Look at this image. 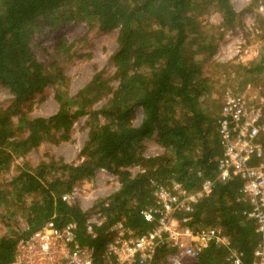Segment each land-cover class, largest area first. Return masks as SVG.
Returning a JSON list of instances; mask_svg holds the SVG:
<instances>
[{
	"label": "trees",
	"instance_id": "16d2710c",
	"mask_svg": "<svg viewBox=\"0 0 264 264\" xmlns=\"http://www.w3.org/2000/svg\"><path fill=\"white\" fill-rule=\"evenodd\" d=\"M251 3L264 9V0ZM247 11L249 7L234 10L230 0H0V86L11 96L10 104L0 107V172L43 142L68 139L82 117L87 129L78 163L49 159L31 166L22 160L10 181L0 185V219L7 228L0 236V264H9L16 242L47 221L57 226L75 223L76 240L94 249L96 264H106L105 244L116 221L122 220L133 235L153 227L142 212L154 204V185L173 180L191 192L215 178L221 155L215 124L224 94L222 79L203 76V68L216 51L221 28L240 25ZM211 12L220 15V24L207 22ZM69 23L117 32L109 56L112 75L96 71L74 94L68 92L64 69L85 55L79 48L88 43L86 36L58 38L45 53V62L34 51ZM256 27L264 42V15L256 16ZM232 70L245 75L242 87L260 80L264 53ZM47 87L53 88L57 110L46 117L29 116L24 106ZM211 93L218 96L215 110L205 103ZM138 109L142 115L135 124ZM146 140L161 152L144 156ZM262 143L264 154V139ZM132 164L144 171L131 173ZM100 168L118 176L117 191L87 211L62 199ZM241 186L237 176L215 182L193 205L187 225L217 226L230 246L211 245L185 264H233L228 259L231 249L239 254L240 264H252L259 235L255 222L242 213L248 202ZM95 210L104 220L92 228V235L86 231V219ZM18 218L25 229L17 227ZM172 251L161 245L147 264H161Z\"/></svg>",
	"mask_w": 264,
	"mask_h": 264
},
{
	"label": "built area",
	"instance_id": "2783aa9c",
	"mask_svg": "<svg viewBox=\"0 0 264 264\" xmlns=\"http://www.w3.org/2000/svg\"><path fill=\"white\" fill-rule=\"evenodd\" d=\"M251 1L230 0L240 3ZM259 9L262 12L263 7ZM231 30H227V36ZM253 30L248 25L244 32L248 34ZM245 41L239 38L234 56L241 51L247 52L242 50ZM244 90L247 93L228 91L222 100L215 124L221 149L215 178L202 181L200 188L191 192L173 180L154 185V204L142 212L146 221L154 223L153 227L141 235H133L122 220L116 221L110 227L111 235L105 244L106 264H147L155 249L161 245L173 250L161 264L193 261L211 245L229 247L230 241L219 227L194 229L187 223L191 219L193 205L211 192L214 183H224L233 176L242 181L241 192L248 202V208L242 213L255 222V231L259 235L253 250L252 264H264V74L260 86L255 88L247 84ZM131 167L136 168V172L144 171L137 164L130 165L128 170ZM97 171L108 175V179L115 184L114 190L106 197L118 190L116 174L104 168ZM79 190V187H75L71 193L63 195L62 199L69 202ZM103 220L101 211L91 212L86 219V231L92 234V228L99 226ZM75 227L73 222L57 226L53 221H47L29 236L16 242L9 264H96L94 249L76 240ZM228 259L233 264H240L239 254L234 249L230 250Z\"/></svg>",
	"mask_w": 264,
	"mask_h": 264
},
{
	"label": "rangeland",
	"instance_id": "374dc122",
	"mask_svg": "<svg viewBox=\"0 0 264 264\" xmlns=\"http://www.w3.org/2000/svg\"><path fill=\"white\" fill-rule=\"evenodd\" d=\"M251 2H249L250 4L231 2L234 10L240 11L243 8L249 7V11L244 12L241 17L240 25H236L231 30L230 35H226L227 30H229L228 28L224 30L221 28L222 33L219 40L217 41L216 51L208 59L207 64L203 68V76L208 78L218 77L219 79H222L220 82L222 84V94L224 95L228 91L245 94L247 91H245L244 88L247 84H250L256 88L263 82V76H261L260 80L255 79L246 83L242 87L240 80L244 79L245 76L243 72H241L242 70L240 71L241 74H239V72L235 73L234 70L231 71L232 68L238 69V67L245 66L248 62L264 53V42L263 40L259 39V36H257L259 29L256 27V16L264 15V9L261 12L259 7L262 5L260 4L256 6V3L253 4ZM206 20L207 22L214 25L221 23V17L216 12H211ZM248 25L254 30L253 32L246 34L244 30L248 27ZM116 33V30L112 31L110 34L100 33L94 28L86 27L83 23H69L66 24L64 28L56 31L54 34L44 40V42H42L39 47L36 46L34 51L38 60L40 62H45V53L53 49L58 38L64 37L70 40L74 36H86L88 43H85L79 48V52L84 53L85 55L81 58L72 60L66 65L64 69V74L69 81L68 92L69 94H74L91 78V76L96 71L102 70L104 71V75L108 77L112 75L114 67L112 62L109 60V56L115 51L116 48ZM240 37L246 40L243 44L245 48L242 50L245 49L247 52L245 53L244 51H241L238 55L234 56L233 54L236 50ZM227 75H229L228 78ZM224 95L222 96L224 97ZM223 97H220L221 102L219 103V109L222 105ZM206 99L207 100L205 103L208 106H211H209V108L214 110L217 109V95L211 93ZM10 101V94L0 86V107H7V105L10 104ZM26 105H28L24 106L26 113L31 117H46L53 114L57 110V103L53 98V88L47 87L42 94L35 95ZM141 115V110L138 109L136 111L135 124L139 123ZM84 121L85 117H82L74 123L71 131L69 132L68 139L59 140L56 143L43 142L38 147L28 151L24 158H15L11 162L8 170L0 172V185L10 181L11 177L15 174L16 166L22 160H26L31 166H35L39 162L49 161V159H62L63 162L68 164L78 163L80 161L78 156L79 150L87 138V129L84 125ZM19 135L24 136L25 133H20ZM144 147V156H153L161 152V148L158 147L152 140H146L144 142ZM130 171L131 173H135L136 168L131 167ZM95 174L96 175L93 179L83 183L84 185L79 187L80 190L77 191L76 196L69 200L71 204L76 203L83 210L87 211L91 208L95 201L106 197L107 194L114 190L115 184L112 183V180L108 179V175H104L99 171H97ZM18 222L19 223L17 227L20 230L25 229V223L21 218H18ZM2 223L3 222L0 219V236L3 235L7 230V228Z\"/></svg>",
	"mask_w": 264,
	"mask_h": 264
}]
</instances>
